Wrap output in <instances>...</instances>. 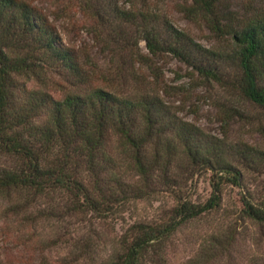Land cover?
Masks as SVG:
<instances>
[{
  "label": "trees",
  "instance_id": "1",
  "mask_svg": "<svg viewBox=\"0 0 264 264\" xmlns=\"http://www.w3.org/2000/svg\"><path fill=\"white\" fill-rule=\"evenodd\" d=\"M76 1L100 21L106 33L101 42L115 58L147 66L154 81L117 65L118 77H130L129 89L99 83L96 68L66 44L41 9L27 0H0V156L11 160L0 164V196L24 193L43 202L44 217L71 230L69 237L63 234L70 253L93 264H170L167 248L174 236L219 213L227 186L241 190L240 219L258 225L264 240V150L229 144L181 119L162 95L164 77L155 63L172 57L264 111V0L179 2L180 11L202 23L220 48L175 27L155 1L128 0L130 8L120 0ZM141 42L149 54L139 49ZM47 73L58 76L62 97L29 86ZM243 171L255 175L256 189L244 185ZM198 174L209 175L205 202L184 195L185 182ZM159 191L174 195L167 219L133 223L105 259L96 257L93 237L69 228L73 220L117 217ZM33 206L25 201L16 209ZM231 240L200 241L189 264L230 258L237 247ZM239 261L260 264L246 255Z\"/></svg>",
  "mask_w": 264,
  "mask_h": 264
},
{
  "label": "rangeland",
  "instance_id": "2",
  "mask_svg": "<svg viewBox=\"0 0 264 264\" xmlns=\"http://www.w3.org/2000/svg\"><path fill=\"white\" fill-rule=\"evenodd\" d=\"M41 9L49 18L66 44L74 48L82 61L91 63L96 68L95 76L99 83L109 84L117 91L129 89V80L125 82L118 77L114 69L117 65L144 74L149 81H154L152 71L147 66H135L133 60L123 63L115 58L114 53L101 37L106 33L100 23L91 19L76 0H27ZM121 6L130 8L128 0H120ZM158 4L160 10L178 29L184 31L197 42L220 48L218 39L202 24L189 20L179 9L183 0H151ZM99 35V36H98ZM125 46L124 42H119ZM110 47L114 44H109ZM222 47V46H221ZM112 49V48H111ZM139 49L149 54L146 44L141 42ZM132 62V63H131ZM158 72L164 77L162 94L166 102L173 107L177 115L194 124L208 135L224 139L227 143H247L264 150V111L216 84H209L192 72L186 65L172 57L155 60ZM92 70V69H91ZM116 71V73H115ZM129 75L128 72H126ZM43 81L34 79L29 86L42 89L62 97L64 88L58 83V76L53 73L43 75ZM9 158L0 156V164H8ZM131 173V172H130ZM244 185L255 188L256 177L245 172ZM248 187V186H247ZM253 187V188H252ZM184 195L194 202L209 199L211 187L209 175H196L185 182ZM27 194L8 192L0 196V264H93L70 253L67 237L70 231L65 224H60L44 217L40 212L43 202L34 203L25 199ZM25 201L33 208L19 211ZM176 204L174 195L159 191L153 196L131 203L114 218L82 223L70 221V229H81L93 237L98 245V259H105L115 247L120 235L136 222H161L167 219L171 208ZM41 207H40V206ZM241 190L227 186L224 191L222 209L217 214L206 216L202 221L186 225L174 236L167 248V260L170 264H189L199 250V242L219 237L237 242L231 257L214 264H241V255L264 263V240L259 226L243 218L240 219ZM32 211V212H31ZM73 224V225H72ZM81 224V225H80ZM63 234L67 237L64 238ZM252 257V258H251ZM252 259V260H251ZM98 262V260H97ZM255 263V262H253ZM95 264V263H94ZM259 264V263H258Z\"/></svg>",
  "mask_w": 264,
  "mask_h": 264
}]
</instances>
